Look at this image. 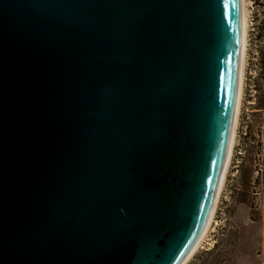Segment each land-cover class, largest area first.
Instances as JSON below:
<instances>
[{"label":"water","instance_id":"95a60500","mask_svg":"<svg viewBox=\"0 0 264 264\" xmlns=\"http://www.w3.org/2000/svg\"><path fill=\"white\" fill-rule=\"evenodd\" d=\"M241 41V0H0V264H183Z\"/></svg>","mask_w":264,"mask_h":264},{"label":"rangeland","instance_id":"374dc122","mask_svg":"<svg viewBox=\"0 0 264 264\" xmlns=\"http://www.w3.org/2000/svg\"><path fill=\"white\" fill-rule=\"evenodd\" d=\"M244 89L213 223L188 264H264V0H247Z\"/></svg>","mask_w":264,"mask_h":264},{"label":"bare ground","instance_id":"6f19581e","mask_svg":"<svg viewBox=\"0 0 264 264\" xmlns=\"http://www.w3.org/2000/svg\"><path fill=\"white\" fill-rule=\"evenodd\" d=\"M241 11H242V41H241V56H240V66H239V84L237 91V100H236V108H235V117H234V137H231L229 148L225 160V164L222 170V174L220 177V182L217 188V193L215 197V202L213 206L212 216L210 220L209 228H203V237H198L193 250L191 253H187L185 255L183 264H188L197 250L201 247L204 239L213 223L214 216L216 213L217 205L219 202V198L221 192L223 190L226 176L228 173L229 166L231 164L233 150L235 146L236 136H237V127L239 124V115L241 111L242 97H243V87H244V77H245V67H246V56H247V28H248V10H247V0H241Z\"/></svg>","mask_w":264,"mask_h":264}]
</instances>
